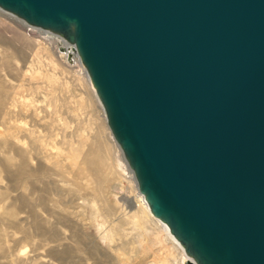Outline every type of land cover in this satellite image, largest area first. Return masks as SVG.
Here are the masks:
<instances>
[{
  "label": "water",
  "instance_id": "water-1",
  "mask_svg": "<svg viewBox=\"0 0 264 264\" xmlns=\"http://www.w3.org/2000/svg\"><path fill=\"white\" fill-rule=\"evenodd\" d=\"M73 43L152 214L196 264H264V0H0Z\"/></svg>",
  "mask_w": 264,
  "mask_h": 264
},
{
  "label": "rangeland",
  "instance_id": "rangeland-1",
  "mask_svg": "<svg viewBox=\"0 0 264 264\" xmlns=\"http://www.w3.org/2000/svg\"><path fill=\"white\" fill-rule=\"evenodd\" d=\"M43 30L0 9V264H187L131 208L140 192L85 68Z\"/></svg>",
  "mask_w": 264,
  "mask_h": 264
},
{
  "label": "bare ground",
  "instance_id": "bare-ground-1",
  "mask_svg": "<svg viewBox=\"0 0 264 264\" xmlns=\"http://www.w3.org/2000/svg\"><path fill=\"white\" fill-rule=\"evenodd\" d=\"M1 9V8H0ZM5 11V10H4ZM7 12V11H6ZM11 14V13H10ZM29 25V24H28ZM34 27V26H33ZM31 29V28H29ZM44 33H50L52 36H54L56 38V42H55V45L58 47V49L61 50L62 52V56H63V59L65 61H68L69 63H73L75 66L77 64L78 61H80L77 57H76V52L74 50H72L71 47H69L68 45V42H65L63 41V39L59 38L55 33L51 32V31H48V30H43ZM68 58V59H67ZM74 61V62H73ZM81 66L82 68L84 67L83 64L81 63ZM79 68V67H78ZM81 68V69H82ZM86 71V70H85ZM88 81H89V84L91 86V88L93 89V91L95 92V94L97 95V92H96V89L94 88L93 84L91 83L89 77H88ZM98 97V95H97ZM99 99V97H98ZM100 101V99H99ZM101 103V102H100ZM102 105V104H101ZM107 121V120H106ZM115 140V139H113ZM118 145V144H117ZM119 148V147H118ZM90 154V153H89ZM123 155V154H122ZM95 161V159H94ZM92 162V161H91ZM96 162V161H95ZM121 162V161H120ZM123 163H124V168H128V170L130 171L131 173V177L132 179L135 181V177H134V174L132 172V170L129 168L124 156H123ZM120 166V165H119ZM122 166V165H121ZM120 166V167H121ZM124 172V170L122 171ZM125 174V173H124ZM130 177V178H131ZM133 181V182H134ZM136 182V181H135ZM137 184V183H136ZM138 187V185H136ZM136 201H135V205L131 206V208H133V210L136 212V211H142V212H145L146 214H148L150 217H152L158 224H160L163 228V230L165 231L166 235L171 239L173 240L177 245L178 247L181 249V251L183 252V260L187 263V264H196L195 260L193 259V257L191 255H189L186 251H185V248L184 246L182 245V243L171 233L170 231V228L168 227V225L166 223H164L161 219L155 217L151 210H150V207L145 199V197L141 194V193H138L136 196H135ZM135 207V208H134Z\"/></svg>",
  "mask_w": 264,
  "mask_h": 264
},
{
  "label": "built area",
  "instance_id": "built-area-1",
  "mask_svg": "<svg viewBox=\"0 0 264 264\" xmlns=\"http://www.w3.org/2000/svg\"><path fill=\"white\" fill-rule=\"evenodd\" d=\"M31 26H33V25H31ZM35 27V26H34ZM36 28H39V27H36ZM54 33V32H53ZM59 38H61V39H63V41H65V42H68V45H69V47H71L72 48V50H74L75 52H76V57L80 60V58H79V56H78V53H77V51H76V48H75V46H74V44L73 43H71V42H69L66 38H64L63 36H61V35H59V34H57V33H55ZM68 59V58H67ZM74 62V61H73ZM81 62V61H80Z\"/></svg>",
  "mask_w": 264,
  "mask_h": 264
}]
</instances>
